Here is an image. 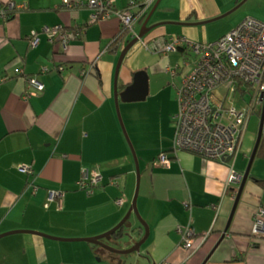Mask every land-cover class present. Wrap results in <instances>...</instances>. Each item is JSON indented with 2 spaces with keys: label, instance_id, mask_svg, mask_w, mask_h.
<instances>
[{
  "label": "crops",
  "instance_id": "0c3cea01",
  "mask_svg": "<svg viewBox=\"0 0 264 264\" xmlns=\"http://www.w3.org/2000/svg\"><path fill=\"white\" fill-rule=\"evenodd\" d=\"M11 1L18 9L11 18L0 19L4 79L0 82V234L24 229L62 238L101 235L126 216L137 187L136 161L115 98L117 64L129 42L111 50L121 33V20L115 15L92 20L94 11L86 0H71L79 3L74 8H66L65 0ZM143 1L115 0L114 8L140 11ZM239 1L162 0L149 25L170 22L155 27L144 40L188 35L195 41H215L237 24L215 33L212 22L218 20L182 22L213 19ZM145 20L139 21L138 32ZM47 26L75 30L66 49L44 31ZM35 35L40 37L37 46L32 45ZM171 52L133 46L121 66L119 87L131 83L136 71L147 70L151 91L152 72L168 74V66L180 64L170 63ZM34 76L45 84L43 90L29 87ZM174 90L176 94L175 86ZM29 92L33 95L25 99ZM135 102L139 101L124 103V111L144 171L138 206L150 235L140 252L123 256L119 263L107 250L98 252L99 246L91 241L20 232L0 239V264H203L208 257L205 264H264V234L254 233L255 215L264 208V155L257 152L231 219L236 199L234 187L228 188L230 165L188 151L173 153L178 103L171 114L155 121L149 110L134 112ZM145 117L152 127L146 133L141 128ZM259 129L246 132L235 159L240 173L249 166ZM164 152L172 157L168 165L159 162ZM20 165L30 166L31 172ZM86 167L101 169L104 186L92 191L80 187ZM53 190L62 191L63 198L51 200ZM117 198L123 203L118 204ZM126 225L122 232L130 235L110 242L119 249L131 247L145 235L136 214ZM188 226L195 229L196 243L191 247L184 245L180 231Z\"/></svg>",
  "mask_w": 264,
  "mask_h": 264
},
{
  "label": "built area",
  "instance_id": "2783aa9c",
  "mask_svg": "<svg viewBox=\"0 0 264 264\" xmlns=\"http://www.w3.org/2000/svg\"><path fill=\"white\" fill-rule=\"evenodd\" d=\"M156 0H144L137 13L131 8H114L115 0H86L85 4L94 11L92 20H106L112 15L120 18L124 30L130 37L138 35L137 25L147 15ZM66 8L78 7L71 0H65ZM24 8L23 5L20 6ZM18 9L11 0H0V19L11 18ZM44 31L51 38H58L64 48L68 47L75 30L62 26L45 27ZM40 37L32 38V45L39 44ZM143 46L155 53L186 50L183 64L167 67L174 77L182 74L181 83H174L178 110L174 115L175 131L173 135V153L188 151L204 158L228 163L230 165V186L237 198L238 189L243 180L242 174L235 169V159L244 143L245 135L252 115L262 110L264 96V21L247 17L231 31L215 41L200 42L186 36L173 35L171 38L158 37L151 41L140 40ZM4 79L0 77V82ZM29 87L43 90L45 84L37 76L29 78ZM220 91V93H217ZM223 91V95L222 92ZM241 92L240 104L235 103L237 92ZM33 92L26 93L28 99ZM233 158L227 161V158ZM172 157L168 153L160 155V164L168 165ZM27 173L28 165H20ZM80 187L92 191L95 187L104 186V173L99 167H86L82 170ZM62 191L53 190L49 198H63ZM123 198H117L122 204ZM186 247L195 245V229L188 226L180 229ZM254 233L264 234V208L255 215Z\"/></svg>",
  "mask_w": 264,
  "mask_h": 264
},
{
  "label": "water",
  "instance_id": "95a60500",
  "mask_svg": "<svg viewBox=\"0 0 264 264\" xmlns=\"http://www.w3.org/2000/svg\"><path fill=\"white\" fill-rule=\"evenodd\" d=\"M161 1L162 0H158L155 3L153 9L149 12L147 19L145 20L141 30L138 32V35L133 37V39H131L128 42V44L126 45V47L123 49L121 56H120V59H119L118 64H117V69H116L115 98H116L118 116L120 119L121 126L123 128V131H124L128 141L131 145V148H132V151L134 154V158L136 161V168H137V173H138V181H137L135 196L133 199V203H132L128 213L126 214V216L122 219V221L120 223H118V225H116L111 230H109V231H107L101 235H96V236H92V237L62 238V237L53 236V235H50V234H47L44 232H40V231H33V230L28 231V230L21 229V230H13V231L1 233L0 239L7 236V235L14 234V233L37 232L39 234L45 235L47 237L55 238V239L91 241L94 244L99 246L98 252L103 253L104 249L107 250L110 254V257H112L113 260H116V261L118 260L119 263L124 262L123 256L132 254L134 252H140L143 244L147 241V239L150 235V227H149L148 223L145 221V219L143 218L142 214L140 213L139 206H138V197H139L140 183H141V165H140V161H139V157L137 155L136 149H135V147H134V145L130 139V136L128 134L126 124H125V121H124V118L122 115L120 104H121V101L133 102V101L146 100L148 95L150 94V76H149L147 70L136 71L134 73L133 81L131 83H129L128 85H126V87L124 89H121L119 87L118 79H119V74H120V70H121V66L123 64V61H124L127 53L131 50V48H133V46H135L140 40L144 39V37L150 31H152L155 27H157L161 24H166V23L170 22V21H164V22H159V23L153 24V25H149V21L151 20V17L157 11ZM245 1L246 0H244L242 3H240L232 11L224 13V14H222L218 17H215L213 19L202 21V22H182V23L188 24V25H190V24L194 25V24L207 23L210 21L219 20V19L231 14L233 11H235L237 8H239ZM262 101H263V109H262V114H261V125H260V129H259L258 139L256 142V146L254 148V151L252 153L249 166L244 173H241L243 180H242L241 185L238 189L237 198L235 200V205H234L233 213L231 215V219H232V216L235 212L236 206H237V204L240 201V198L242 196V192H243L245 184L249 178L252 165H253L256 157H257V152H258L261 140H262L263 135H264V96L262 97ZM232 158H233V156L228 157L227 161L231 160ZM133 213L139 217L143 227L145 228V235L143 236V238L140 241L135 242L131 247L126 248V249H119L116 246L112 245L110 242L116 241L118 243L119 238L122 239L123 237L126 238V236H128L129 233L122 232V229L124 228V226L126 225L127 221L129 220V218L132 216ZM231 219H230V221H231ZM118 231H120L121 234L117 235ZM208 258L206 259V261L203 264H205L207 262Z\"/></svg>",
  "mask_w": 264,
  "mask_h": 264
},
{
  "label": "rangeland",
  "instance_id": "374dc122",
  "mask_svg": "<svg viewBox=\"0 0 264 264\" xmlns=\"http://www.w3.org/2000/svg\"><path fill=\"white\" fill-rule=\"evenodd\" d=\"M243 1L244 0H240L239 2L242 3ZM237 6L235 5L234 7L236 8ZM234 7H233V9H234ZM233 9H230V11H232ZM230 11H228V12H230ZM263 12H264V1L263 0H246L239 8H237L231 14L221 18L218 21L212 22L213 25H215V28H214L215 33L227 32V29H229L231 25L238 24L250 16L255 17V18H259L261 20V19H263L262 18ZM170 36L171 35H169V37ZM187 37L190 39L192 38L188 35H187ZM136 45L140 46L142 44L140 42H138ZM191 53L194 55L193 52H191ZM163 55H165V54H163ZM193 55L190 54L187 56V55L182 54L181 52L172 51L170 63L172 65H174L176 63L183 64L185 62V59H188V57L192 59ZM152 75H153V77H152L151 91H150L149 97L144 101H139V102H135V104H131L132 105L131 107H132L134 112L145 113L148 110L151 111V112H149V114L153 115L154 120L157 121V120H162L163 117H166V115L168 116L169 114H171L172 110L174 109V104L176 103V105H177L178 102L176 101L174 83H179V84L181 83L182 74L178 75L176 77H172V75L169 73L168 74L167 73H157L156 74V73L152 72ZM28 83H29V81H28ZM165 86H166V88H165ZM221 92L223 95V91H221ZM217 93H220V91H218ZM173 98L175 99L174 103H173ZM241 102H243L241 92L238 91L236 94L235 103L240 104ZM124 103H127V102L121 101V106H122L121 111H122V115H123V118L125 121L126 120V113L124 111V105H125ZM176 109H177V107L175 108L174 112H176ZM262 109H263V104H262ZM146 117L143 119V121L141 123V128L143 126V131L145 133H146V131L147 132L150 131V128H152V127H150L149 121L146 119ZM260 122H261V114L259 113V108H258V110L252 115V118L250 119L248 129L252 130V128H254V130L257 131L259 129ZM125 124H126L128 134L130 136V139L134 145V141L131 137L132 136L131 129H130L128 123H126V121H125ZM130 147H131V145H130ZM141 169H142L141 170V176H142V173L144 172L143 167ZM137 181H138V173L136 170V186H137ZM138 219H139V217H138ZM139 221H140V219H139ZM124 229H125V231H127L126 229H128V226L125 225L122 230H124Z\"/></svg>",
  "mask_w": 264,
  "mask_h": 264
},
{
  "label": "trees",
  "instance_id": "16d2710c",
  "mask_svg": "<svg viewBox=\"0 0 264 264\" xmlns=\"http://www.w3.org/2000/svg\"><path fill=\"white\" fill-rule=\"evenodd\" d=\"M140 6H142V5H140ZM135 12L137 13L138 11H135ZM147 16H148V14L145 15L144 17H142L140 20H143L144 21ZM250 17H252V16H250ZM66 29H69V27L66 28ZM131 38L132 37H130V35L128 33V30H124L122 28L121 29V33L118 35V37H116V39L112 43L111 50H118L120 48V46L126 42V40L127 41H130ZM181 51L183 52L184 55L187 54L185 49H181ZM259 113L262 114V110H260ZM263 155H264V135H263V138L261 140V143H260V146H259V149H258V156H263ZM170 157H171V155H170ZM260 182H263V181H260ZM143 228H142V230L145 229V228L144 229ZM119 234H121L120 231L117 232V235H119ZM259 236H262V235H259Z\"/></svg>",
  "mask_w": 264,
  "mask_h": 264
}]
</instances>
